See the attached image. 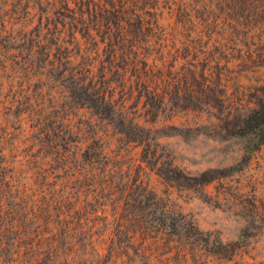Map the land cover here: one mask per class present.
Here are the masks:
<instances>
[{
  "label": "rangeland",
  "instance_id": "obj_1",
  "mask_svg": "<svg viewBox=\"0 0 264 264\" xmlns=\"http://www.w3.org/2000/svg\"><path fill=\"white\" fill-rule=\"evenodd\" d=\"M249 1L204 12L216 19L191 10L190 30L162 11L172 35L160 39L98 42L97 64L116 53L110 85H99L113 106L77 97L83 130L61 166L37 139L41 125L25 122L31 90L0 68L9 173L28 196L61 200V212L90 200L112 219L98 261L85 249L59 264H264V0ZM205 24L217 32L196 36ZM124 57L135 60L126 69ZM140 225L145 240L130 239Z\"/></svg>",
  "mask_w": 264,
  "mask_h": 264
},
{
  "label": "trees",
  "instance_id": "obj_2",
  "mask_svg": "<svg viewBox=\"0 0 264 264\" xmlns=\"http://www.w3.org/2000/svg\"><path fill=\"white\" fill-rule=\"evenodd\" d=\"M249 3V0H0L1 75L6 71L4 75L16 80L11 87L25 86L31 90L26 96L29 105L23 109L25 122L41 125L45 139H37L43 148L49 146L61 166L70 160L67 153L75 152L72 139L76 142L78 132L83 130L75 120L83 107L76 102L77 97L101 99L107 108L113 106V96L107 95V90L99 92V85H110L108 72L114 67L116 53L97 64L98 42L148 41L153 36L160 39L172 35L164 33L165 28L159 24L165 10L176 11L177 19L186 25L191 10L198 13L200 20L216 19L217 13L212 17L204 16V12L209 8L221 10L223 4L245 9ZM186 26L190 30L192 25ZM215 26L203 25L196 36H211L217 32ZM126 58L121 61L123 69L135 62ZM52 133L62 140L54 139ZM3 151L0 149V264H59L63 258L68 261L67 256H76L85 249L94 255L89 263L98 261L99 245L111 232L112 219L104 213L105 203L89 200L79 208L68 206L61 212L63 202L46 199L45 192L43 199L28 196L17 178L9 173ZM81 168L88 172L84 165ZM81 168L73 167L71 176L79 174ZM140 228L141 225L133 228L129 238H136L137 233L144 241L146 235H141ZM117 231L122 233L123 229ZM20 245L27 250L23 255L16 253ZM108 259L104 258L103 264Z\"/></svg>",
  "mask_w": 264,
  "mask_h": 264
}]
</instances>
